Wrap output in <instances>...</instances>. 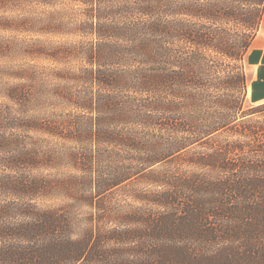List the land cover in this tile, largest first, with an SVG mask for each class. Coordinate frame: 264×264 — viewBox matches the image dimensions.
I'll return each instance as SVG.
<instances>
[{
	"label": "trees",
	"instance_id": "16d2710c",
	"mask_svg": "<svg viewBox=\"0 0 264 264\" xmlns=\"http://www.w3.org/2000/svg\"><path fill=\"white\" fill-rule=\"evenodd\" d=\"M245 3L252 5L242 14L247 32L239 34L237 45L228 43L227 26ZM35 5L53 9L32 13ZM263 5L264 0H0L2 30L9 26L1 24L8 23L4 12L23 10L14 16L23 28L75 35L60 44L65 60L78 53L88 63L54 75L56 82L76 85L58 83L48 90L53 106L71 117L66 124L34 112L23 82L32 83L34 76L22 75L24 70L13 74L21 82L5 89L0 264H264V118L253 115L264 103L239 111L248 86L243 69L227 75L229 108L221 127L208 126V48L229 63L251 64ZM220 23L226 25L222 30ZM250 100L259 98L252 93ZM220 128L229 140L213 147L209 139V154L191 161L221 177L205 185L197 174L184 183L174 171L158 174L157 165ZM45 134L73 143L58 153L39 136ZM247 139L254 153L244 161L232 150L243 151ZM210 146L205 141L198 148ZM62 161V177L46 172ZM148 177L165 189L148 199L133 195L125 205H134V214L106 208L122 185ZM58 186L60 194L67 190L72 210L86 206L94 212L81 217L33 202L55 197ZM189 187L197 190L186 195Z\"/></svg>",
	"mask_w": 264,
	"mask_h": 264
},
{
	"label": "rangeland",
	"instance_id": "374dc122",
	"mask_svg": "<svg viewBox=\"0 0 264 264\" xmlns=\"http://www.w3.org/2000/svg\"><path fill=\"white\" fill-rule=\"evenodd\" d=\"M248 8H252L249 3H245L244 5L239 6V16H237L230 24L227 26V32L229 33L228 43L236 44V40L240 33L247 32L246 28L242 26L243 13H245ZM43 9H53L52 6L45 5H35L30 9L32 13H40ZM8 17V23L3 22L1 24H9L6 26L4 30L0 28V102H6L5 98V89L7 86L21 82L20 78H15L13 76L14 73H18L24 70L22 75H28L29 77L34 76V81L31 83V80L23 81L27 86L30 87L28 89L32 95V105L34 107V112L41 116L50 117L55 115L52 121L58 120L59 123L62 120L65 124L70 120V116L63 110L61 106H53L56 105L49 95L48 90L50 88L55 87L56 84L66 85V87L74 86L76 84L71 82H56L54 75L58 72H64L69 70V68L74 69L78 66L85 65L87 62L83 61L82 56L76 53L74 58H71L70 61L65 60L64 57V48L60 47V44L63 42L68 43L76 39L75 35H53V34H38L33 32V30H29L24 27L22 22H16L14 16H23V10H10L4 12ZM12 24L16 25L15 29H12ZM37 27H40V24H37ZM223 25L220 23V27L222 30ZM70 27H73V24H70ZM258 32L264 33V5L262 7L261 18L258 22L254 30V34ZM241 35V34H240ZM83 58L85 60V55L83 53ZM230 59L227 58L226 55L220 52H215L211 48H208V126L213 124L216 127H221L222 121L225 119L226 115V107L229 108V105L225 101V94L227 93V75L232 72H237L241 69L244 70L247 90L241 94L242 100L239 102V111L247 110L250 107H255L259 104L264 103L260 102H251L250 100V91H249V82L251 80V68L248 65H243L244 60L242 61H232L229 63ZM88 64V63H87ZM231 64V65H229ZM73 71V70H72ZM64 75V73H62ZM60 102H57L59 104ZM238 111V112H239ZM255 117L264 118V107H261L259 111H255L253 113ZM225 116V117H224ZM224 117V119H223ZM220 123V125H218ZM60 127V125H59ZM83 127L85 125L83 124ZM208 129H210L208 127ZM60 132V128L58 130ZM227 131L225 129H218L216 133L212 137H208L206 140L201 139L198 143L189 146L186 151H183L180 155L173 157L170 160V163H166L165 165H157L158 174L162 177L163 171L171 174L173 171L176 176L181 179L180 183H184L185 180L189 179L192 175H199L198 183L206 182V181H215L221 175H218V170H208V168L199 169L195 166V164L191 160H195V156H202L203 153L209 154L211 150L210 141L212 142V146L214 147L213 142L221 140H225L229 138L227 136ZM227 135V136H226ZM38 136V135H35ZM45 141L48 142L50 146H54L58 149V153L66 150V146L71 145L72 140L64 141L60 135L50 136L45 134L44 136L39 135ZM251 138V137H250ZM210 139V141H209ZM214 139V141H213ZM216 139V140H215ZM229 140V139H226ZM225 140V141H226ZM252 139H247L246 144L247 147L243 151L239 153V151L232 150V154L237 155L239 158L242 157L244 161H249V156L247 154L254 153L251 148H248L251 145ZM207 141L209 143V148H198L203 142ZM198 148V149H197ZM203 152V153H202ZM192 156V157H191ZM190 159V162L187 160ZM252 159V158H250ZM65 161L61 162V165L58 169H52L46 172H51L53 174H57L60 177L63 176L67 172ZM157 170L152 173V175L157 176ZM57 175L53 178H59ZM156 178L148 177L146 179H138L135 180L130 185H122L125 186L120 190L115 191V193L110 197V201H108L106 208L110 210L116 209L119 212L118 215L122 216L123 213L135 212L136 208L131 205H125L127 202L131 201L132 196L137 195L142 198L148 199L150 194H160L165 188L155 183ZM205 185H208L206 182ZM199 186V185H198ZM197 186V187H198ZM195 188H187L186 195H191L193 190H197ZM60 186L57 187L52 193L55 197H49L47 199H43L42 197L35 198L33 200L34 203L38 205L41 209L47 208V206H51L53 209H63L62 211L66 212L69 215L74 213L75 215L84 216V213L88 211H92L90 208L86 206H82L81 208H76L72 210L70 204V200L67 190L64 188L63 194L61 192ZM194 192V191H193ZM57 194V195H56ZM126 195V197H125ZM129 200V201H128ZM178 201V200H177ZM181 201V200H180ZM138 202L145 204L144 200H139ZM182 202V201H181ZM179 202L177 206H181L182 203ZM139 205V203H136ZM128 206V207H127ZM180 208V207H179ZM71 212V213H70ZM92 211L91 213H93ZM227 241H224L223 245H226ZM222 256H225L222 255Z\"/></svg>",
	"mask_w": 264,
	"mask_h": 264
},
{
	"label": "crops",
	"instance_id": "0c3cea01",
	"mask_svg": "<svg viewBox=\"0 0 264 264\" xmlns=\"http://www.w3.org/2000/svg\"><path fill=\"white\" fill-rule=\"evenodd\" d=\"M251 53L252 63L248 64L251 68V80L249 82L250 96L253 93L256 102L264 100V33L258 32L252 41ZM254 83V84H253Z\"/></svg>",
	"mask_w": 264,
	"mask_h": 264
}]
</instances>
